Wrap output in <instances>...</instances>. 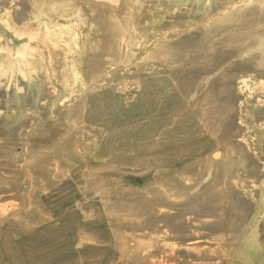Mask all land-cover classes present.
Segmentation results:
<instances>
[{"label": "rangeland", "instance_id": "rangeland-1", "mask_svg": "<svg viewBox=\"0 0 264 264\" xmlns=\"http://www.w3.org/2000/svg\"><path fill=\"white\" fill-rule=\"evenodd\" d=\"M138 1L143 2L144 5L137 6V3L136 5L132 4L131 13L138 11L140 18L130 21L133 26L148 30L144 29L143 31L141 29V33L138 35L140 36V42L144 40V45L141 48L137 46L133 47L135 51L139 52L138 54L141 58V55L147 53L144 56V61L142 60L137 68L131 69V72L128 71L127 73L129 74L121 70L122 66L119 69L117 68L118 70L115 69L117 70L116 72L108 74V70L113 67L110 63L115 62L114 60H109L106 63L109 67L94 77L98 80V84L104 83L105 87L103 85L101 87L106 88L108 87L106 83H109L111 80L116 83L115 87L122 84V86L125 84L129 86L130 84L137 83L143 76L147 77L146 74L148 73L160 71L162 73H171L180 80L186 94L190 96L195 91L198 93L195 100L197 104L192 102L195 104L194 107H197L199 110V112L194 111L196 114L198 113L194 122L201 117L200 112H203V120L206 121L210 130H212L216 143L213 144L212 148L210 147L213 151L210 150L211 152L206 153L204 157H200L196 163L194 162L184 168L176 169L173 175L172 173L167 175L164 172L159 177L161 178V185L158 184L159 186L152 187L149 190L150 192L110 195L107 198L109 210L106 213L108 215L111 211L113 212V218L109 220L113 226L106 227L105 224L96 225L95 230H99L106 235L107 233H112L113 235L117 231L118 233L123 232L124 234L134 236L139 242L138 248L128 252L127 258L121 260L120 264H158L162 260L169 259L165 255L167 253L172 254L174 250L172 247L175 244L183 245V243H188L181 242V236L190 234L193 229L208 234L205 238H211L210 240L218 238L219 234L223 235L225 240L222 244L214 242L215 240H201V242L197 243L195 242L197 239L194 238L195 240L192 241L193 245H204V247L209 248L211 251H209L207 256L203 257L204 259L200 258V260L196 259V261L195 258H190V256L188 258L185 256V253L176 250V256L182 260L176 257L177 259L174 263L164 262V264H176L178 262V264H200L201 260L205 264H264V201H261V196L264 193V187L262 186L264 180V68H256L255 61L251 60L252 62L243 65L245 69L243 67L242 70L229 69L230 75L233 72L237 74V78L231 86L225 87L221 83H218L219 79H216V82H213L214 84L212 82L203 83V79L208 76L207 74L221 65L222 61V64H224L233 57V54L231 56H229L230 54L228 55L226 47H224L227 39L232 35L238 36L239 34L246 39V36L255 31L250 30L246 33L245 31L240 33L234 29L233 25L230 29L226 27V29H223L225 32L220 31L217 35H215L217 32H212L209 35V30H206V33L203 31L201 23L203 21H211L210 17H213L221 7L231 4L233 0ZM2 2H5V6L2 7L11 6L10 0H0V4ZM63 2L64 0H49L48 3L43 4L41 1H36L34 6H37V8L33 7V10L37 16L31 17V20H28V23L25 25L20 23V26L25 29L28 28L29 32L18 33L15 29L9 30L0 24V205H7L14 210H17L20 205L23 206L18 211L19 213L14 212L11 217L3 219L0 224L4 226L2 229H6L9 221L22 217V211L27 210L23 203L24 201L26 202V195L30 190L27 175L31 164H41L45 168L40 167V170H47L46 177H41L43 181L46 180L44 184L52 183L55 178L52 175L55 171L56 179L60 183L58 187L62 188L63 192H61L58 198H55V196L51 198V202L53 203L50 205V210L57 208L58 205L67 207L72 204V206L79 209L74 211L78 217V222H75L73 219L75 214L70 216L71 213L65 212L60 225L61 231L60 229L57 230L53 237L42 234L44 238L49 237L52 243L59 245L60 249L55 251V253H40L41 250L49 249V244L41 240L38 241L37 245L30 247L31 254L38 253V256L43 255L45 259H54V255L56 254L58 257L55 259L66 258L67 261H71L74 264L78 262L74 260H78V258L83 259L81 250H77L75 244L70 246L64 245L63 242H60V239L64 237L63 232L65 229L67 233H70L69 229H78L81 226L89 224L84 223V220H82L83 218L80 215L81 210L75 199L79 196L78 194L75 195L76 193L72 191L75 186L84 183L80 175H82L81 172L86 160L77 158L76 160L73 158V154L77 151H72L71 146L75 140H84L83 137L78 138L81 136L78 131L91 128L88 127L90 120H85V115L88 116L90 110L94 111L96 108H103L106 115H111L109 110H116L118 106L116 101L100 95H97V98H102L97 99L96 102L90 101L91 94L88 92L89 89L91 91L92 89H95L93 91L104 89L93 86L85 91V95L74 97L69 102H65L64 106H60L58 95L63 94L67 96V94L71 93L69 88L76 84L74 73L72 71L67 74L64 72V68L67 65L63 58L61 59L63 52L58 44H56L57 49L53 51V57L56 59H54L50 68H48L45 61L39 59L48 57L50 55L48 52L52 50V45L55 41L61 40L59 38L55 39L54 36L51 37L54 43L46 40L49 39L47 36L48 25L52 27L53 24L61 22L70 24V21H65L63 17L59 16L60 14L56 13L61 11L59 4ZM24 5L30 6L27 0L16 2V6L18 7H24ZM42 8L43 10H41ZM150 8L152 11L151 17L149 15L150 12H148ZM163 9L164 11L161 12ZM42 11L43 13H41ZM252 13L255 14V11ZM250 14L246 13V17L250 18ZM85 15L84 13L83 16ZM74 19L75 16L72 17V20ZM81 23L82 30H85L87 23L85 24L84 20H81ZM180 25H183L181 29ZM263 25L260 24L258 26ZM191 28H194L195 32H197L194 40H200L201 38L203 41H206L204 49L200 50V54L191 50L185 51L178 56L179 50L183 49L178 48V45L180 43L184 44L189 40L187 32ZM37 29L41 30L36 33ZM64 32V41L69 47L72 46L73 41L80 42L81 27L77 26L76 28L70 24L69 28ZM32 35L36 36L31 42V47H34L35 50H26L29 45L30 36ZM128 38L134 39L130 34ZM214 46H220L219 48L217 47L220 57L219 55H217L218 57L211 56V48ZM98 49H100V46L99 48H95V46L90 47V50L93 52H97L96 50ZM23 51L29 52V55L34 54V59L38 60V62L31 65L17 62L14 66L8 63L7 58L10 55H14L10 56L11 59H14L15 56H20ZM214 59L215 61L211 62ZM88 60L90 61V65L93 64L91 58H88ZM234 60L232 61L233 65L235 64ZM87 63L84 62L83 64ZM147 63L153 64L152 67L146 68L145 64ZM201 66H203L202 69ZM205 68L207 69L204 70ZM51 71L56 72L54 77L52 74H49ZM138 74L140 75L139 77ZM243 75L249 78L252 77L249 82V86L252 88V91H250L252 95H250L249 91H243L244 86L241 83ZM96 79L93 78L92 81H96ZM215 87H225L227 89L226 93L231 96L230 99L227 100V97H224V95L223 97L220 95H215L214 97L213 91ZM131 89L134 88H129L128 91ZM87 92L88 94H86ZM74 93L71 94L73 95ZM112 93L113 90L111 91ZM108 94H110L109 89ZM142 95L140 100L138 97L135 98L136 101L132 103L133 106L128 108L127 111H130L132 114L126 112L127 117L134 120V126L140 129L150 125L151 122H155L154 118L156 121L161 120L163 115H167V111H170L174 106V102L170 98L168 100L165 99L167 94H165V91H162V88L161 90L158 88L148 89ZM113 96L118 99L114 94ZM138 100L139 102L137 103ZM162 102L164 103L163 106H161ZM109 105L112 106L110 107ZM158 105L161 106L159 107L160 114L157 113ZM155 114H158V116ZM81 116L83 119H80ZM90 134L93 135H90L89 139L93 138L94 140L97 139V141L105 137L102 132ZM214 136L212 135L211 138H214ZM139 137L137 135L131 139L133 145L140 142L141 138ZM116 142L119 143L120 140ZM88 146L84 147L89 152L87 161L91 159L90 161L97 164L100 161L96 162L92 158L93 154L90 153ZM200 146L201 144H198L196 147L184 145L179 148V146L174 145L167 149H177L176 151H179V153L183 150L181 153L184 154L196 151L199 156L200 154L202 155L200 153ZM130 150H132L131 147ZM217 151H219L220 155L219 153L215 155ZM74 156L76 157L75 154ZM80 165L82 167H79ZM224 166H227V170L230 168L231 171L227 174V171L221 174L220 169ZM31 167L33 168V165ZM147 174L140 176L139 174H131L127 171L122 178L124 180L126 177H134L141 180V178L145 179L148 176ZM118 175L121 176L122 172L115 174V176ZM129 181L134 183V179H129ZM211 183L214 184L212 189H207ZM65 190H70V192L66 197H62V193L64 196L67 193ZM33 192L32 188L31 193ZM40 195V193H36V199L33 197V200H35L34 205L39 206V203L43 205V202L48 201V199L42 200ZM195 196L204 198V202L209 204V206H206L205 210L201 211L200 214H185V218L189 216L191 219L189 221L186 220L181 234L165 238L164 231L169 224L167 222H160L157 218H162L166 214L175 213L186 208V203ZM59 201L61 203L56 205V202ZM228 201L237 204L236 209L246 214L245 219L242 222L240 221L236 229L230 231L227 230L228 228H219L218 231H214L211 228L198 229L197 227H193L197 219L200 220V226H214L216 218L210 215L212 211L211 207L217 206L221 210L223 206L227 207ZM43 206H46V204ZM97 206L99 207V205ZM63 209L65 210L66 208ZM259 211H263V213L260 214ZM1 212L3 211L0 210V217L2 216ZM101 214H103L102 211ZM153 222H156L154 228H152ZM79 223L82 225L80 226ZM145 223L150 228H146L147 225ZM90 225L94 224L91 223ZM254 230L258 232L256 248L251 246L255 240L253 238ZM156 234H159L161 237H158ZM76 235V232L73 230L71 236ZM3 237L4 235L0 236V243L7 240ZM26 238L23 241V256H26L28 253V246L26 247L28 237ZM148 240L153 244V247H150ZM164 242L168 244L164 246ZM157 245H161L162 248L156 249ZM164 256L165 258H163ZM191 259L192 263L190 262ZM91 262L89 261V263ZM10 263L12 262L9 260L0 259V264ZM21 264L23 263L21 262Z\"/></svg>", "mask_w": 264, "mask_h": 264}, {"label": "bare ground", "instance_id": "bare-ground-1", "mask_svg": "<svg viewBox=\"0 0 264 264\" xmlns=\"http://www.w3.org/2000/svg\"><path fill=\"white\" fill-rule=\"evenodd\" d=\"M27 1L30 6L24 5V7L16 6V2H19V0H10L11 6H7V7H2V6H5V2H2V4H0V24L4 25L9 30L15 29L18 33L20 32L26 33L28 31V28L25 29L21 27L20 23L25 25L28 23V20H31V17L37 16V14L33 10V7L37 8V6H34L36 1H41V3L46 4L48 3L49 0H27ZM136 3H137V6L144 5L143 2L141 1L139 2L138 0H69V1L64 0L63 3L59 4L61 11H58L56 13L60 14L59 16L63 17L65 21L67 22L70 21V24H72V26L76 28L77 26L81 27V32H82L80 33L81 46H80V42L73 41L72 46H71L72 48H71L64 41L65 32L63 33V31L69 28L70 24L61 22V23L53 24L52 27L51 26L49 27V25L47 27V32H48L47 36L49 39H46V40L54 43L51 39V37L53 36L55 39L59 38L61 40L55 41V43L52 45V50L48 52L50 53L48 57L40 58L39 60L45 61L47 63L48 68H50L51 64L54 62V59H56L53 57V51L57 49L56 44H58L61 47L62 52H63L61 59L63 58V60L65 61L67 65L64 68V72L67 74L72 71L74 73V78H75L74 81L76 83L75 85L69 88L71 93H74V92L76 93H74L73 95L69 93L67 94V96L63 94L58 95L59 97L58 102L60 106H64L65 102H69L74 97H80L81 95H84L85 91H87L88 88H91L92 86L93 87L102 86L104 83L98 84L99 82L94 76H96L97 74L101 73L102 70L107 69L109 67L108 65H106L107 61L109 60L115 61V62L110 63V65L113 67L108 70V74L112 72H116L120 68V66L123 67L121 70H124L126 74H129L127 73L128 71L131 72V69L137 68L139 66V63H141L142 60L144 61V56L147 53L145 55H141L142 56L141 58L138 54L139 52L133 49V47L135 46H137L138 48H141L144 45V40L140 42L139 40L140 36H138L140 35L139 33H141L140 32L141 29L143 31L144 29L148 31L146 28H142V27L137 28L132 25V22H131L132 19L140 18L138 11L131 13L132 4L136 5ZM41 10H43V8ZM163 11L164 9L161 12ZM253 11H255V14L252 13ZM148 12H150L149 15L151 17L152 16L151 8L148 9ZM41 13H43V11ZM84 13L86 14L85 16H83ZM246 13H251L250 18L246 17L247 16ZM73 16H75L74 20H72ZM114 18L115 20H113ZM210 18H211L210 19L211 21H203L201 23V28L203 29L205 33H206V30H209V33H208L209 35H211L212 32L214 33L217 32L215 35L219 34L220 31L225 32V30L223 29H226V27H229L230 29L232 25L234 26V29L236 31H239L240 33L244 31L246 33V32H249L250 30L255 31V32L251 34L248 33L249 35L246 36V39L241 34H239L238 36L232 35L231 37H229L227 41L225 42L224 47H226V51L228 55L230 54L229 56H231V54H233V57L231 58V60H229L228 62H225L224 64H222L223 63L222 61L221 65H219L214 70H212L209 74H207L208 76H206V78L203 79V83H208V82L213 83L216 79H219L217 81L218 83H221L225 87L231 86L233 81L237 78V74L233 72L230 75L229 69L231 68L233 69L235 68L239 70H242L243 68L245 69L243 65L246 63L252 62V61H255L254 64H256L257 66L256 68H261V69L264 68V25L258 26L260 24H264V0H233L231 4L221 7L213 15V17H210ZM81 20H84L85 24L87 23V27L85 30H82ZM182 26L183 25H180V29L182 28ZM40 30L41 29H37L36 33ZM196 33L197 32H195L194 28L189 29V31L187 32V34L189 35V38H188L189 40L186 41L184 44L180 43V45H178V48L180 49L183 48L182 50H179L178 56L183 54L185 51H191V50L196 51L197 54L201 53L200 50L204 49V43H206V41H203L201 38L200 40L199 39L194 40V38L196 37L195 36ZM129 34L132 35L134 39L128 38ZM34 38H36V36H33V35L30 36V40L28 42L29 45L27 46L26 50L27 49L31 51L33 49L35 50L34 47H31V42ZM91 46H95V48H99L100 46V49L96 50L97 52H93L90 50ZM217 47L219 48L220 46H217ZM217 47L214 46L211 48V53H210L211 56L214 57V56L219 55L218 53L219 50L217 49ZM48 49H50V47H48ZM78 50H80V52H78ZM28 53L29 52L23 51L20 56H15L14 59L10 58V56H14V55H10L8 58L7 57L6 58L8 59V63H10V65L12 66H14L17 62L21 64H28V65L38 62V60L34 59V54H32L35 52H32L31 53L32 55H29ZM88 58H91L93 60V64L90 65V61L88 60ZM139 58L140 60L138 61ZM233 59H235L234 65L232 62ZM212 61H215V59L211 60V62ZM84 62H88V63L83 64ZM152 65L148 63L145 64L146 68L152 67ZM203 66H201V69ZM206 69L207 68H205L204 70ZM55 73H56L55 71H51L49 74L50 75L52 74V76L54 77ZM139 76L140 75L138 74V77ZM93 78L96 79V81H92ZM251 78L245 75L242 76L241 83L244 86L243 91H249V92L252 91L251 90L252 88L249 86V82ZM142 79L143 77L139 79L138 82L133 85L132 84H130L129 86H127L126 84L124 86H122L123 84L119 85L118 87H115V91L119 93L120 95H122L125 98V101L127 103H130L135 97H129V95H127L128 89L132 88L138 83H141ZM176 79L178 80V82H180L178 78ZM106 84L111 85V86H116V83L112 82V80ZM136 87H138V85ZM225 87H215V90L213 91V96L215 97V95H220L223 97L224 95V97H227V100H229L231 96L228 95V93H226L227 89ZM197 95L198 93L196 91L193 92V94L189 96V98H193V99H189V100L195 102V100L197 99ZM250 95H252V92H250ZM195 104L197 103L195 102ZM201 114L204 117L203 112H201ZM80 119H83L82 116L80 117ZM175 125H177V128L175 129V131L172 132L173 146L174 145L179 146L180 148L184 145H187L190 147L189 138H188L187 130H186L189 126L185 122L179 123V117L174 118L172 120V126H175ZM229 130L232 131L231 128H229ZM78 133L81 136H83L84 134L83 129L80 130ZM77 142H79V140H75L74 144ZM176 150H175V153H176L175 162L178 163L180 166L191 159L188 153L187 154L181 153V151L183 152V150H181L179 153V151L177 152ZM187 151H184V152H187ZM218 153L219 151H217L215 155H217ZM32 165L33 164L30 165L29 173L27 175L29 184L31 182L30 171L31 169L37 168L39 164H34L33 168L31 167ZM52 165H54V163H52ZM186 166L187 165L182 166L181 168H184ZM230 171H231L230 168L229 170H227V166H224L223 168L220 169L221 174H224L225 172L227 174ZM90 176L92 177L91 173L89 177ZM88 179L89 178H87L86 183H90ZM160 180L161 178H159L157 181L159 185H161ZM213 183L215 184V182ZM213 183H211V185H208L207 189H212V186L214 185ZM262 183H263L262 186L264 187V180ZM93 188L95 189V192L100 197H106V198H108L110 195H114L115 191H118L121 189L119 186L107 187V186H99L95 183L93 185ZM150 189L152 188H148V187L147 188L146 187L145 188H133L132 190L129 191L128 194L134 193V192L135 193L150 192L149 191ZM204 200L205 199L202 198L201 196L200 197L195 196L191 198L188 201V203H186V206H187L186 208L178 212H175V213L166 214L162 218L158 217L157 219L160 220V222H167L169 224L165 228L164 233L166 236L164 237L165 238L168 236L173 237L175 234H181L182 228L186 220L189 221L191 219V217L189 216L185 218V214H188V213L200 214L201 211L205 210L206 206H209V204H206ZM261 201H264V193L261 196ZM228 202L229 204H227V207L223 206L221 210L218 209L217 206L211 207L212 211L210 212V215L216 218L215 220L216 222L214 226L212 227L207 226V225L200 226L199 225L200 220L197 219L193 227H197L198 229L211 228L214 231H218L219 228H228L227 230H230V231L232 229H236L240 221L242 222L245 219L246 214L236 209L237 204H235L232 201H228ZM25 203L26 202L24 201L23 204L25 205ZM22 208L23 206L20 205L17 210H14L13 208H9V206L7 205H0V210L3 211L1 212L2 216L0 217V222H2L3 219L11 217L14 214V212H18ZM91 213L92 211L90 212V214ZM259 213L262 214L263 211H259ZM155 224L156 222L152 223V228H154ZM146 228H150L149 225H147ZM163 228H164V225H163ZM257 233H258L257 230H254L253 238L255 240L251 244V246L254 248H256L257 246V238H256ZM156 235L158 237H161L159 234H156ZM207 235L208 234L200 230H197V229L195 230L193 229L190 232V234L186 236L182 235L181 242L184 241L188 243L186 244L183 243V245L175 244V246L172 247V249H174L172 251V254H169V253H167V255L164 254L169 259L162 260L161 262H158V264H164V262L174 263V261L177 258H179L175 254L176 250L182 253H185V256L188 258L190 256V258H195V260L196 259L200 260V258L204 259L203 257L208 255L210 249L207 247H204V245L203 246L193 245L192 241L195 240L194 238L197 239V241H195L197 243L201 242V240H206V241L215 240L214 242L222 244V242L225 240L224 236L221 234H219L220 236L218 238H212L214 240H210L211 238L210 239L205 238ZM115 241H116V248L119 252L120 261L125 260L127 258L128 252H131L132 250L137 249L139 246V242L136 240L134 236L129 235V234L128 235L124 234L123 232L117 233ZM151 242H152V237H151ZM151 242L149 245L150 247H153V244ZM166 244L168 243L164 242V246H166ZM161 248H162L161 245L156 246V249H161ZM165 256L163 258H165ZM170 259H172V261H170ZM190 262L192 263V259ZM201 263L205 264L203 260L200 261V264Z\"/></svg>", "mask_w": 264, "mask_h": 264}, {"label": "crops", "instance_id": "crops-1", "mask_svg": "<svg viewBox=\"0 0 264 264\" xmlns=\"http://www.w3.org/2000/svg\"><path fill=\"white\" fill-rule=\"evenodd\" d=\"M146 76H143L141 83L133 86L135 89L128 91L129 97H135L140 100L144 92H147L148 89H160L165 91L166 100L169 98L174 102V106L170 111H167V115H163L161 120H155L151 122L150 125L139 128L134 126V120H131L127 117L126 112L128 108L133 106V102L136 101L134 98L130 103L125 101V98L115 91V86L107 85L108 87L104 88L101 86H95L98 88H104L103 90L92 91L89 89L88 92L91 94V100L96 102L97 99L102 97L111 98L116 101L118 109H111L110 114L106 115L103 108H96L94 111H89L88 116L85 115V120H90V123L87 129H83L84 140L72 144V151H77L73 154V158L86 160L85 166L80 175L84 183L78 184L72 190L75 192L78 198H75L78 202V206L81 210L80 215L84 223L89 225H84L78 229H69L70 233H67L66 229L63 232L64 237L60 239V242H63L64 245L70 246L75 244L77 250H81L83 254V259L78 258L77 263L74 264H120L119 252L116 248L115 238L118 231L112 235V233L104 234L99 230H95L96 225L100 226L105 224L106 227L111 226L109 222L110 218H113V212L107 215L108 212V200L106 197H100L93 188L94 183L99 186L107 187H117L119 186L122 190L115 191L114 195H121L124 193L127 195L130 190L133 188H152L157 187L159 177L166 172L167 175L174 173L176 169H181L182 166L196 163L200 157H204L206 153L211 152L212 146L216 143V138L208 127L203 116L196 119L197 114L194 112H199L197 107H194L193 101L189 100V95L186 94L184 87L178 80L170 73L154 72L148 73ZM138 85V87H136ZM108 89L110 94H108ZM113 93L111 94V91ZM88 92L86 94H88ZM115 96L118 97L116 99ZM85 95V94H84ZM97 95L102 97L97 98ZM137 101V103L139 102ZM158 100V97H157ZM163 106L164 103H161ZM110 107L112 105H109ZM158 105V114L161 107ZM93 108V107H92ZM94 109V108H93ZM156 111V110H155ZM201 113V112H200ZM132 114V113H131ZM158 114H155L158 116ZM99 116V117H98ZM179 117V123L185 122L189 127L187 130V135L189 138V144L193 146H200V154L197 155L196 151L188 154L191 158L186 163L181 166L175 162V150L167 149L173 147V135L172 132L175 131L177 125L172 126V120ZM149 124V123H148ZM196 126V127H195ZM79 132V131H78ZM102 132L105 137H102L97 141L93 138H90V133ZM139 135L141 138L140 142H137L135 145L131 142V139L134 136ZM214 138H211V136ZM97 137V136H96ZM124 138V141H123ZM120 140V142H116ZM86 145H89V151L92 153V158L97 162L95 164L91 159H88L89 152L84 149ZM137 146V147H136ZM132 148V151L130 150ZM134 147V148H133ZM211 147V148H210ZM137 148V149H135ZM166 148V149H164ZM213 151V150H212ZM76 159V160H77ZM34 166V164H33ZM40 167L45 168L43 165L39 164L37 168L31 169V182L29 184V191L26 195L25 209L22 211L23 216L18 219H14L7 223L6 229H2L4 226L0 224V236L4 235L5 242L0 243V259L9 260L10 264H72L71 261H67L66 258L55 259L58 255H54V259H45L43 255L38 256V253L31 254V248L33 245H37L38 241L44 240L46 244H49V249L41 250V252L55 253L60 249L59 245L52 243L49 237L44 238L42 234L46 236H52L57 230L60 229L61 222L63 221L64 213H71L70 216L75 214L77 209L75 206H63L58 205L57 208L50 210V205L54 196L58 198L61 194L62 188H59V181L56 179L55 171L52 176L53 179L51 184H44L46 180L43 181L41 177H46L47 170H40ZM79 167H82L81 165ZM56 169V168H55ZM129 171L131 174L136 173L140 176L147 174L148 176L145 179L126 177L123 180V176L126 172ZM58 172V171H57ZM117 172H122V175L115 176ZM92 174V177L90 175ZM87 178H89L90 183H86ZM129 179H134V183L129 181ZM32 185H34L32 187ZM33 188L34 192L31 193ZM120 191V192H119ZM67 192L64 196L66 197L70 190H65ZM31 193V194H30ZM36 193H40L41 199H48V201L43 202V206L39 203L34 205ZM34 195V196H33ZM84 195V196H83ZM93 198V199H92ZM63 202V201H62ZM61 201L56 202L60 204ZM73 203V202H72ZM48 205V206H47ZM99 205V207L97 206ZM97 206V207H96ZM36 210H35V209ZM63 208H66L65 210ZM105 209V211H104ZM92 213L90 214V212ZM101 211L103 214H101ZM55 212V213H54ZM75 222H78V217L75 214L73 216ZM93 223L94 225H90ZM113 226V225H112ZM88 227V228H87ZM17 228V230H15ZM73 230L76 232V236H71ZM7 233V235H5ZM21 234V235H19ZM28 237V253L26 256H23V241ZM3 239V240H4ZM31 239V241H30ZM74 253V250H73ZM18 257V259H17ZM21 261V262H20ZM73 261V262H74ZM89 261H92L89 263Z\"/></svg>", "mask_w": 264, "mask_h": 264}]
</instances>
